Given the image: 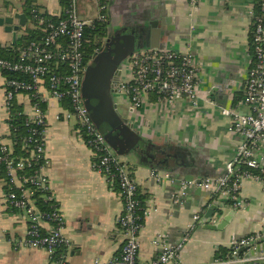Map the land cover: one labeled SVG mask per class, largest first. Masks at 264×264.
Wrapping results in <instances>:
<instances>
[{
    "label": "crops",
    "instance_id": "crops-1",
    "mask_svg": "<svg viewBox=\"0 0 264 264\" xmlns=\"http://www.w3.org/2000/svg\"><path fill=\"white\" fill-rule=\"evenodd\" d=\"M1 1L0 5H8L12 12H23V0ZM257 1L198 0L191 10L188 0H107V32L135 30L142 35L147 48L190 52L200 66L196 105L180 99L167 109L151 97L150 102L129 113L140 140L161 150L160 158H164V152L170 155L169 163H164L167 168L130 154L118 155L128 164L143 206L149 212L139 232L140 260H150L157 253L151 243L156 231L164 232L168 242L175 243L194 214L199 213L201 218L212 203L223 202L197 185L186 188L181 203L174 204L173 195L181 180L221 174L225 163L235 154L240 138L230 132L229 120L220 109L241 97L250 63L249 11L257 10ZM36 5L54 15L61 13L59 0H36ZM77 12L83 19L96 17V0H77ZM27 26L31 27L29 20L19 35ZM0 41L12 43L11 35H4L1 27ZM3 82L4 74L0 73V135L7 137ZM119 101L128 105L124 96ZM14 102L30 111L25 95H18ZM65 108L55 99L45 104L49 164L44 170L64 217L63 233L69 239V246L63 249L67 263L96 264L97 260L100 264L121 248L123 236L117 220L122 200L117 188L93 168L94 155L76 121L64 117ZM240 109L247 110L245 106ZM17 155L25 156L21 152ZM151 169L167 172L169 178L157 181L149 176ZM6 189L0 170V264H49L44 249L15 248V242L25 234L27 222L21 213L8 208L4 199ZM239 194L244 204L223 230L210 231L198 221L194 223L181 251L184 264L207 263L232 237L261 229V183L245 178Z\"/></svg>",
    "mask_w": 264,
    "mask_h": 264
},
{
    "label": "built area",
    "instance_id": "built-area-1",
    "mask_svg": "<svg viewBox=\"0 0 264 264\" xmlns=\"http://www.w3.org/2000/svg\"><path fill=\"white\" fill-rule=\"evenodd\" d=\"M188 2L190 9L194 10L198 0ZM96 5L97 15L89 19L78 15L77 0H66L59 15L31 6L27 21H30L31 28H39L40 38L16 47L13 46L15 43L0 41V51L8 54L7 57L0 56L8 127V136L0 135V165L7 186L4 199L8 208L21 213L27 222L25 234L15 242V248L44 249L49 264H68L63 252L69 246V239L63 233L64 217L44 170L49 160L46 155V112L42 107L49 99L61 103L66 99L68 106L63 111L64 117L75 118L85 144L94 155L93 168L117 187L122 200V211L117 220L123 236L121 248L100 264H184L181 251L200 214L193 215L191 224L175 243H169L164 232L156 231L151 243L157 248V253L150 260H140L139 232L148 209L141 206L137 197L138 187L128 164L105 141L83 104L81 80L90 62L85 60L84 31L94 27L96 21L107 20V2L96 0ZM11 12L0 5V15ZM249 15L250 63L242 94L233 105L220 109V113L229 120L230 132L240 138L237 149L225 163L221 174L181 180L173 195L174 204L181 203L186 188L193 185L236 208L244 204L239 194L243 179L259 181L264 191V0H258L257 10L251 9ZM24 33L22 30L21 35ZM199 68L190 52L141 48L123 62L119 90L126 97L131 111L150 102L151 97L156 104L167 109L180 99L194 106L198 101ZM18 95H25L30 102V111L22 109L20 112L27 125V133L22 136H18L17 127L12 123L11 107ZM243 106L247 110L242 111L240 108ZM16 145L19 150L27 151L25 156L15 153ZM249 170H257V173ZM149 176L157 181L169 178L167 172L156 169H151ZM36 194L47 205L45 209L36 203ZM241 247L245 249L233 259ZM226 248L228 253L222 255L218 251L212 260L202 264L264 263V217L259 231L232 237ZM251 249L254 254L248 257ZM95 263L99 264V261L95 260Z\"/></svg>",
    "mask_w": 264,
    "mask_h": 264
},
{
    "label": "water",
    "instance_id": "water-1",
    "mask_svg": "<svg viewBox=\"0 0 264 264\" xmlns=\"http://www.w3.org/2000/svg\"><path fill=\"white\" fill-rule=\"evenodd\" d=\"M26 21L27 16L24 12L14 11L0 15V27L4 33L11 35L12 43L21 38L19 31L26 25ZM152 25L155 27V23H152ZM141 36L139 32L132 29H124L121 33L118 31L106 33L102 44L107 48V51L95 56L87 64L81 80V97L96 129L118 155L130 154L139 159V156L146 152L151 162L167 168V166H164V163H169L170 155L164 152V158H160L163 152H160L154 146L146 145L140 140L134 123L129 116L131 110L128 105L125 106L124 103L117 99L120 93V85L112 89L108 87L107 100L100 99L101 92L98 88L100 80H98V76L96 75L99 57L103 55L106 57L107 62H110L107 57L112 58L114 56V58H117L118 64H123L125 59L134 51L147 48ZM150 48L155 47L151 46ZM107 78L108 73L101 81L107 83ZM91 90L94 91V94L91 93ZM88 91H90V94H88ZM225 208H229V210L225 214H222L221 211ZM236 210V207H232L230 204L224 202L212 203L198 220V223L202 224L204 229L221 231L232 220ZM244 249L245 247L239 248L232 258L235 259ZM253 254L254 251L251 249L247 253V256L250 257Z\"/></svg>",
    "mask_w": 264,
    "mask_h": 264
},
{
    "label": "trees",
    "instance_id": "trees-1",
    "mask_svg": "<svg viewBox=\"0 0 264 264\" xmlns=\"http://www.w3.org/2000/svg\"><path fill=\"white\" fill-rule=\"evenodd\" d=\"M101 1L107 2V0H101ZM59 2H60V5L63 7L66 5V0H59ZM31 6H38V5H36V0H23L22 11L26 15H28V11H29ZM106 26H107L106 21H96L94 27H92V28L89 27V28L85 29V31H84L85 60L89 61L95 57V49L99 48L102 45L103 39L106 36V33L108 31ZM41 34L42 33L39 30V28L34 29V28L27 26L25 28V33L22 35V37L19 40H16V43L13 46L16 47L17 44L26 43L30 40H38L40 38ZM0 56L7 57L8 54L5 51H0ZM14 76H18V74H14ZM239 98L240 97H238L237 99H239ZM62 103L66 107L68 106V102L66 99H63ZM42 107L45 108V104H42ZM11 111L13 113L12 123L17 127L16 133L19 134L18 136H22V135L26 134L27 133L26 132L27 125H25V116L20 113L22 111V108L19 105H17L15 102H13L12 107H11ZM12 136H15L13 134V132H12ZM14 151H15V153L21 152L24 155L27 152L25 150H19V146H17V145L14 147ZM0 170L3 173V169L1 167V165H0ZM249 172L255 174V173H257V170H249ZM35 196L37 197L36 203L39 205V207L41 209H45L47 207V205L45 204V202L42 201V198L39 197L38 194H36ZM137 197L140 200L141 206H143L142 196H140V194L138 193ZM227 202H229V201H227ZM219 250H220V254H222V255H225L226 253H228V249L226 247H220Z\"/></svg>",
    "mask_w": 264,
    "mask_h": 264
},
{
    "label": "flooded vegetation",
    "instance_id": "flooded-vegetation-1",
    "mask_svg": "<svg viewBox=\"0 0 264 264\" xmlns=\"http://www.w3.org/2000/svg\"><path fill=\"white\" fill-rule=\"evenodd\" d=\"M107 51V48L102 44L99 48H97V52L95 56L99 55L100 53H105ZM112 57V56H111ZM98 60V66H97V72L96 75L98 76V80H100V85H98L99 91L101 92L100 99L101 100H107L108 92L110 87L111 89L119 86L121 83L122 75H123V69H122V63L118 64L117 58L107 57L110 62H107L106 57L101 55ZM96 63V62H95ZM94 63V64H95ZM117 63V64H116ZM96 65V64H95ZM108 73V78L106 79V82L101 81L102 78ZM91 93L94 94V91L91 90ZM88 94H90V91H88ZM160 152H162L160 150ZM147 153H142L139 156V159H144L146 161H151L150 158L147 157Z\"/></svg>",
    "mask_w": 264,
    "mask_h": 264
},
{
    "label": "rangeland",
    "instance_id": "rangeland-1",
    "mask_svg": "<svg viewBox=\"0 0 264 264\" xmlns=\"http://www.w3.org/2000/svg\"><path fill=\"white\" fill-rule=\"evenodd\" d=\"M38 1L42 3L44 0H38ZM1 2H2V1L0 0V3H1ZM5 7L8 8V9L11 8V7H9L8 5H5ZM4 35H7V33H4ZM122 96H123V94H122V93H119L118 96H117V99L119 100L120 97H122ZM71 120H72V121H75V118L72 117Z\"/></svg>",
    "mask_w": 264,
    "mask_h": 264
}]
</instances>
